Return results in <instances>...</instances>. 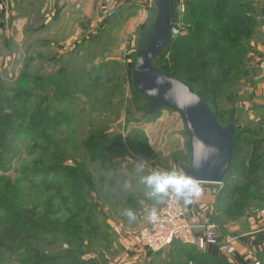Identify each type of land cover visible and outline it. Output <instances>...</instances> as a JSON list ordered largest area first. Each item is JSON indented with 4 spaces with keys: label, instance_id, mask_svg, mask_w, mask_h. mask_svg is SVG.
Masks as SVG:
<instances>
[{
    "label": "rangeland",
    "instance_id": "374dc122",
    "mask_svg": "<svg viewBox=\"0 0 264 264\" xmlns=\"http://www.w3.org/2000/svg\"><path fill=\"white\" fill-rule=\"evenodd\" d=\"M263 4L176 0L175 40L155 62L223 126L235 122L234 162L246 172L230 175L236 211L264 208V108L246 102ZM156 14L154 0H0V264H121L135 227L125 211L158 210L167 197H150L140 177L191 162L180 114L144 117L152 103L133 88L138 37ZM6 226L41 237L12 252Z\"/></svg>",
    "mask_w": 264,
    "mask_h": 264
},
{
    "label": "water",
    "instance_id": "95a60500",
    "mask_svg": "<svg viewBox=\"0 0 264 264\" xmlns=\"http://www.w3.org/2000/svg\"><path fill=\"white\" fill-rule=\"evenodd\" d=\"M157 14L138 37L133 88L152 105L144 117L170 108L182 117L189 138L191 162L182 164L184 174L200 183L225 184L234 162L237 127L223 126L210 103L195 88L156 66L171 42L177 20L176 0H154ZM264 16V4L261 11ZM117 14L112 10L111 20Z\"/></svg>",
    "mask_w": 264,
    "mask_h": 264
},
{
    "label": "crops",
    "instance_id": "0c3cea01",
    "mask_svg": "<svg viewBox=\"0 0 264 264\" xmlns=\"http://www.w3.org/2000/svg\"><path fill=\"white\" fill-rule=\"evenodd\" d=\"M249 58L250 63L259 67L260 75L259 82L249 87L250 96L246 102L264 108V40L256 44L255 52H251ZM200 184L201 196L186 207L193 221L199 220L198 210H203L218 222L222 230L220 242L208 245L205 250L176 242L165 251L150 253L141 248L135 236L149 217L148 211L152 208L148 207L136 212L135 227L128 229L124 239V245H128L131 252L124 256L121 264H264V221L260 217V209L244 206L243 210L236 211L237 201L233 195L226 194L228 187ZM230 238H235L236 251L232 254L227 252V239Z\"/></svg>",
    "mask_w": 264,
    "mask_h": 264
},
{
    "label": "built area",
    "instance_id": "2783aa9c",
    "mask_svg": "<svg viewBox=\"0 0 264 264\" xmlns=\"http://www.w3.org/2000/svg\"><path fill=\"white\" fill-rule=\"evenodd\" d=\"M156 212L157 219L152 221L148 217L138 234L141 248L150 253L165 251L176 242L194 246L198 250H205L208 245L220 242L222 230L218 222L203 210H198L199 220L193 221L186 205L174 193L167 195ZM260 217L264 221V208L260 210ZM234 240L227 239L228 253L236 251Z\"/></svg>",
    "mask_w": 264,
    "mask_h": 264
},
{
    "label": "clouds",
    "instance_id": "9594fccd",
    "mask_svg": "<svg viewBox=\"0 0 264 264\" xmlns=\"http://www.w3.org/2000/svg\"><path fill=\"white\" fill-rule=\"evenodd\" d=\"M145 167H147L146 162L139 170L143 171ZM140 183L147 187L150 197L161 198L171 192L185 205L195 203L202 194V186L198 179L176 170H152L140 177ZM125 215L130 221L136 220V213L133 209H127ZM148 216L150 220L155 221L157 219L156 210H149Z\"/></svg>",
    "mask_w": 264,
    "mask_h": 264
},
{
    "label": "trees",
    "instance_id": "16d2710c",
    "mask_svg": "<svg viewBox=\"0 0 264 264\" xmlns=\"http://www.w3.org/2000/svg\"><path fill=\"white\" fill-rule=\"evenodd\" d=\"M175 26L176 25H174V28H173V31H172L171 42L169 43L168 47L175 40V34H177V32H176L177 29H176ZM238 41L239 40H237L234 43L237 45V44H239ZM165 51L162 54H164ZM198 93H200V92H198ZM236 150H237V148H236ZM236 150H235V156H236ZM245 173L246 172H245V167L244 166H241L239 164L236 165L235 162H233V165H232V167L230 169V172H229V174L227 176V179H226V182H225V187L227 188L229 186V184H231L235 180L233 178V176H230L231 174H233V175H242L243 174L244 175ZM246 175H249V174H246ZM248 180H250L249 182H250V185L251 186L257 185L259 183V180H260V172H259V170L257 169L256 171H254L253 176L251 175V177H249ZM14 231H15L14 228L9 227V226H6V227H4L2 229V232H1V237L4 239V242L6 244L7 249L10 250V251H12V252L15 251V248H14L15 246L19 247V245L24 242L25 237H28V238H39V237H41L40 231L37 230V229H35V228H29L25 232V235L24 236L22 234L18 233V232H14Z\"/></svg>",
    "mask_w": 264,
    "mask_h": 264
}]
</instances>
